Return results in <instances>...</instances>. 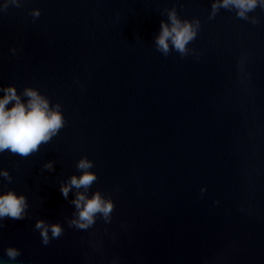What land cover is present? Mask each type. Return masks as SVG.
<instances>
[{
	"label": "water",
	"instance_id": "obj_1",
	"mask_svg": "<svg viewBox=\"0 0 264 264\" xmlns=\"http://www.w3.org/2000/svg\"><path fill=\"white\" fill-rule=\"evenodd\" d=\"M212 2L0 0V86L38 88L66 118L38 152L0 153V192L30 204L0 221V264H264V7L210 18ZM172 9L199 21L183 57L156 49ZM84 156L116 207L77 229L59 187ZM41 219L63 226L48 245Z\"/></svg>",
	"mask_w": 264,
	"mask_h": 264
},
{
	"label": "clouds",
	"instance_id": "obj_2",
	"mask_svg": "<svg viewBox=\"0 0 264 264\" xmlns=\"http://www.w3.org/2000/svg\"><path fill=\"white\" fill-rule=\"evenodd\" d=\"M257 7H264V0H213L210 18H215L221 9H235L238 18L247 19V14ZM33 15L39 17V9ZM198 33V20L181 19L176 10L172 9L168 12V19L161 21L160 32L155 39L156 49L164 56H168L171 51L182 57L186 56L188 45L196 39ZM65 124L66 118L61 105H53L38 88L29 86L20 91L14 84L0 86V153L8 150L21 157H28L38 152L42 144L57 136ZM94 166L93 160L87 156L81 157L76 165L80 174L72 175L59 187L65 199L70 191L76 190L72 200L76 212L70 226L77 229L94 226L98 215L109 222L116 207L115 201L105 197L102 192L91 191V186L98 179V174L92 170ZM43 167L48 171H55V162L50 160ZM0 176L7 179L10 173L7 169H0ZM29 207L27 195L17 193L14 189L0 192V221L5 218L23 220L27 217ZM4 226V223H0V228ZM35 229L39 231L44 245L63 233L62 225L49 224L43 219L36 221ZM5 254L9 259L15 260L21 255V250L9 246Z\"/></svg>",
	"mask_w": 264,
	"mask_h": 264
}]
</instances>
